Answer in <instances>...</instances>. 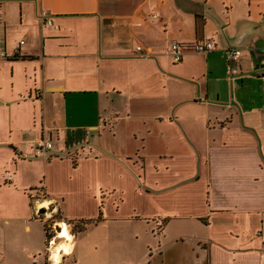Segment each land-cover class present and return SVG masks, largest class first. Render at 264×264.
I'll return each mask as SVG.
<instances>
[{"label": "crops", "instance_id": "0c3cea01", "mask_svg": "<svg viewBox=\"0 0 264 264\" xmlns=\"http://www.w3.org/2000/svg\"><path fill=\"white\" fill-rule=\"evenodd\" d=\"M43 208L148 224L136 264H264V0H0V264Z\"/></svg>", "mask_w": 264, "mask_h": 264}, {"label": "rangeland", "instance_id": "374dc122", "mask_svg": "<svg viewBox=\"0 0 264 264\" xmlns=\"http://www.w3.org/2000/svg\"><path fill=\"white\" fill-rule=\"evenodd\" d=\"M87 117L90 118L89 115H87ZM39 160L46 159L39 158ZM41 175V168H33V170L29 172V179L26 181L25 186L29 185V189L31 187L39 188L40 180L38 179ZM32 195H35V198H32L33 204L35 205L43 198L40 192H36V189L29 190V193L26 195L27 198H29V204L31 203L30 197ZM44 210L46 213L52 211L51 208L49 211L48 208ZM61 223L65 225L68 231V226H70L72 234L70 231L69 233L72 237L74 235L75 241L78 242L79 255L81 251L83 253L84 259L79 260L77 264H136L138 259L142 257L139 253L143 252V248L148 245L155 247L156 239L158 238L157 233L152 235L148 231V224L146 223H108L102 226L86 227L87 224L85 223L75 224L64 221L60 213L54 214L46 226L57 225L56 227L59 229V234L61 236L62 231L59 227ZM84 229L87 230L82 232ZM41 233H43V237ZM45 233L41 224H32V232L29 233V238L34 241L36 246L32 252L29 251V264H48L46 261L47 235ZM96 247H98V250H95ZM132 252L136 253L133 254ZM71 255L72 254H63V257L68 256L63 264H75V257ZM148 255L150 254L148 253ZM154 261L157 263L158 258H155ZM149 262L151 263V260L145 261V264Z\"/></svg>", "mask_w": 264, "mask_h": 264}, {"label": "built area", "instance_id": "2783aa9c", "mask_svg": "<svg viewBox=\"0 0 264 264\" xmlns=\"http://www.w3.org/2000/svg\"><path fill=\"white\" fill-rule=\"evenodd\" d=\"M47 24L49 26H52L51 21H47ZM23 44V43H22ZM191 49L199 54H205L214 49V44L212 41H203L201 43H197L191 47ZM139 51H141V48H138ZM185 48L182 47L178 43H173L170 46V56L172 57V60L175 64H179L183 61L184 54H185ZM242 55V51L240 49H229L228 50V61H237L240 59ZM5 57V54L2 55ZM35 152L37 158H45L46 160L51 159L53 157V143L51 140L41 139L35 147ZM5 178L8 182L12 181V175L10 173H7L5 175ZM42 220L46 222V224L52 219V216L48 215V213H41L39 215ZM57 225H48L47 226V249H46V261L48 264H53V250L55 249V246L57 243H59L62 239H60L59 229L56 227ZM70 229V226H69ZM72 232V230L70 229ZM74 236V235H73ZM67 257H63L61 262L59 264H63L65 259Z\"/></svg>", "mask_w": 264, "mask_h": 264}, {"label": "bare ground", "instance_id": "6f19581e", "mask_svg": "<svg viewBox=\"0 0 264 264\" xmlns=\"http://www.w3.org/2000/svg\"><path fill=\"white\" fill-rule=\"evenodd\" d=\"M43 206L48 207V204L44 203ZM59 227L62 231V235L60 236V239L62 240L56 244L55 249L53 250V259L59 260L60 263L63 258V254H70L72 252L74 246V239L63 223L59 224ZM65 232H67V237L65 236Z\"/></svg>", "mask_w": 264, "mask_h": 264}, {"label": "clouds", "instance_id": "9594fccd", "mask_svg": "<svg viewBox=\"0 0 264 264\" xmlns=\"http://www.w3.org/2000/svg\"><path fill=\"white\" fill-rule=\"evenodd\" d=\"M65 236L67 237V232H65ZM53 264H59V260L53 261Z\"/></svg>", "mask_w": 264, "mask_h": 264}, {"label": "trees", "instance_id": "16d2710c", "mask_svg": "<svg viewBox=\"0 0 264 264\" xmlns=\"http://www.w3.org/2000/svg\"><path fill=\"white\" fill-rule=\"evenodd\" d=\"M85 230V229H84ZM84 230H82V231H84ZM47 231V226L45 225V232Z\"/></svg>", "mask_w": 264, "mask_h": 264}, {"label": "water", "instance_id": "95a60500", "mask_svg": "<svg viewBox=\"0 0 264 264\" xmlns=\"http://www.w3.org/2000/svg\"><path fill=\"white\" fill-rule=\"evenodd\" d=\"M41 213H42V214L45 213V210H42Z\"/></svg>", "mask_w": 264, "mask_h": 264}, {"label": "flooded vegetation", "instance_id": "af4514ba", "mask_svg": "<svg viewBox=\"0 0 264 264\" xmlns=\"http://www.w3.org/2000/svg\"><path fill=\"white\" fill-rule=\"evenodd\" d=\"M65 257V256H64Z\"/></svg>", "mask_w": 264, "mask_h": 264}]
</instances>
